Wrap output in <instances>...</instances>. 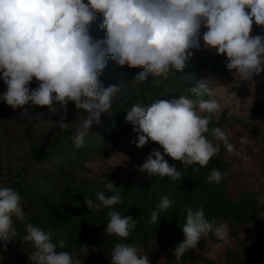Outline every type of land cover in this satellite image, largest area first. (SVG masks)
Here are the masks:
<instances>
[{
  "label": "clouds",
  "instance_id": "obj_1",
  "mask_svg": "<svg viewBox=\"0 0 264 264\" xmlns=\"http://www.w3.org/2000/svg\"><path fill=\"white\" fill-rule=\"evenodd\" d=\"M97 14L103 18L98 25L104 32L102 40L89 32ZM253 23L264 28V0H0V78L6 85L0 100L13 110L25 105L47 107L50 115L60 114V129L67 127L64 117L67 105L73 103L87 113L71 137L79 149L119 91V84L104 87L100 80L109 58L121 67L141 68L132 80L136 83L149 76L167 79L173 70L186 67L193 49L201 48L203 26L207 29L202 36L204 47L226 56V69L241 80L252 81L254 74L264 72V36L250 35ZM34 80L37 86L31 88ZM189 90L195 100L181 95L148 105L136 103L127 111L125 122L137 133L135 146L143 148L151 141L163 149H153L139 166L149 177L181 179V171L169 165L165 156L183 166L205 167L221 146L234 151L221 128L211 129L215 142L206 136L211 114L222 111L214 91L202 82ZM247 142V138L241 141ZM207 179L219 184L223 174L214 167ZM105 189L112 194L100 191L95 201L84 197L89 211L111 209L122 202L120 187L106 180ZM22 199L18 191L0 187V241L15 235L14 218L24 221ZM172 205L163 196L147 223L158 224ZM185 212L186 222L180 226L183 240L171 250L177 260L196 249L209 233L223 246L229 245L230 226L210 222L203 202ZM107 215L105 236L124 240L136 228L138 221L130 215L115 210ZM25 230L22 243L31 242L33 247L30 264H81L68 251L58 250L66 242H54L53 232L31 223ZM110 264H150V260L135 245L118 242L111 249Z\"/></svg>",
  "mask_w": 264,
  "mask_h": 264
},
{
  "label": "trees",
  "instance_id": "obj_2",
  "mask_svg": "<svg viewBox=\"0 0 264 264\" xmlns=\"http://www.w3.org/2000/svg\"><path fill=\"white\" fill-rule=\"evenodd\" d=\"M102 19V16L97 14V19L89 26L90 35L96 40L104 38V32L98 28ZM225 68L226 64H222L212 67L211 72L214 75H224ZM125 70H128L127 66H118L109 58L100 76L103 86L116 84ZM234 82L236 83V80ZM193 83L190 75L183 70H173L167 79L161 77L157 81L153 80V76H149L138 93L124 95L122 99L112 101L109 112L101 116L99 124H93L79 149L74 147L71 139L74 128L80 124L76 122L77 119L72 129H65L48 147L39 146L32 137L29 161L24 163L14 176L0 172V187H10L21 194L25 213L24 221L14 218L15 235L7 242L0 241V264H30L28 257L33 250L32 244L22 243L27 234V223L53 232L54 242L65 240L66 247L58 250L68 251L72 257L76 253H87L90 257L87 264H110L111 249L118 242L133 244L138 248L140 255H148L149 258L164 264H220V251L226 253L229 258L237 255L241 264H264V249L258 247L257 241L241 237L242 233L253 231L252 228H261L264 222V201L256 198V193H253L255 191L248 187L251 185H247L243 179L259 177L256 181L264 180V168L247 173L243 169L235 170L237 161L249 153L250 139L254 135L247 124L239 119L225 117L221 123H210L209 132L206 133L208 139L215 142L211 129L219 127L226 133L234 151L229 152L221 146L219 154L214 156L207 166H183L180 161L168 158L169 165L174 164L177 170L181 171L180 180L152 176L149 178L150 185L143 189L144 191L138 187H122V202L111 209L102 208L99 211H89L83 203L85 196L95 201L97 194L88 193L79 187L80 184L85 185V182L79 183L76 192L72 190L76 173L86 170L88 161L96 157L97 152L106 147L123 145L125 140L136 134L133 131L134 126L125 122L127 111L134 104L148 105L157 99L170 100L181 95L195 100L196 97L189 90L194 87ZM246 86L243 81L237 84L239 91L246 90ZM77 110L79 113H86ZM240 127L242 129H239ZM256 135L255 138L262 142L258 150L259 157L264 158V135ZM244 138H247V143H241ZM214 167L223 174L219 184L210 183L207 179ZM197 168L199 170L194 171ZM67 178L70 181L61 190L62 182ZM232 182H235L234 187H231ZM103 191L106 195L112 194L106 189ZM165 195L173 201L172 207L162 213L158 224L147 223L151 212L156 210V205ZM201 202L210 222L230 224V243L223 246L221 241L209 233L201 239L196 249L188 251L177 260L171 250L183 240L180 226L186 222L185 209H196ZM112 210L121 215H130L138 221L136 228L124 240L114 235L105 236L109 219L107 213ZM204 238L211 240L210 252L203 251Z\"/></svg>",
  "mask_w": 264,
  "mask_h": 264
},
{
  "label": "rangeland",
  "instance_id": "obj_3",
  "mask_svg": "<svg viewBox=\"0 0 264 264\" xmlns=\"http://www.w3.org/2000/svg\"><path fill=\"white\" fill-rule=\"evenodd\" d=\"M207 29L201 27V48L193 49V55L187 62L183 71L187 72L194 81L193 86L198 82L205 83L215 93V99L221 104L222 111L211 114V122L214 124L221 123L225 117L235 118L247 124L251 136L249 153L237 161L235 170L243 169L246 173L258 168H264V158H260L258 150L261 145L260 139H256V134L264 135V72L253 76L252 81H243L238 74L225 70L224 75L211 72L212 67H219L227 63L226 56H221L213 50H208L203 45L202 36ZM252 36H264V28H257L253 23ZM142 71L141 68H128L123 75L117 79L119 91L115 94L112 101L122 99L124 95H134L140 91L142 83L132 81L135 76ZM161 77H153L154 81L160 80ZM243 81L247 84L244 91H239L237 84ZM35 80L30 87L35 88ZM6 91V85L0 78V93ZM125 93V94H124ZM207 115V114H205ZM84 116V117H83ZM87 113H79L74 104L69 102L67 105V115L64 122L67 123L65 129H72L77 123H80ZM61 119L60 114L50 115L47 107L25 105L23 109L13 110L5 102L0 100V172L4 175L14 176L19 168L28 162L31 157L30 142L32 137L37 144L42 147H48L65 129L58 127V121ZM239 129H242L241 127ZM257 136V135H256ZM137 133L125 140L123 145L106 147L96 153V157L88 161V168L76 173L75 182L72 190L76 192L79 183L80 188L88 193L103 191L106 180H110L114 185L120 188L138 187L145 189L150 185V177L141 171L139 166L145 161V158L153 149L163 152V149L154 142L149 143L143 148H137L133 141ZM168 156L165 159L168 160ZM255 181L251 178H243L247 185L256 193L259 201H264V180ZM73 180V179H72ZM70 181L68 178L62 182L61 190L65 188ZM253 183V184H252ZM232 182L231 187H234ZM144 191V190H143ZM230 192H232L230 190ZM229 226L230 224L227 223ZM253 231L242 233L241 237L248 240L249 238L257 241L258 247L264 249V222L261 228H252ZM230 233V232H229ZM205 247L203 251L210 252V242L204 238ZM145 255V254H143ZM237 256V255H236ZM229 258L226 253L220 251V264H241L238 257ZM87 253H76L74 260H79L81 264H87L89 260ZM150 264H164L152 258H149Z\"/></svg>",
  "mask_w": 264,
  "mask_h": 264
}]
</instances>
